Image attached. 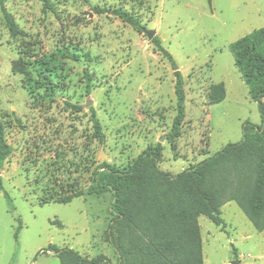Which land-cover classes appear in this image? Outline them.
Instances as JSON below:
<instances>
[{
	"label": "rangeland",
	"instance_id": "374dc122",
	"mask_svg": "<svg viewBox=\"0 0 264 264\" xmlns=\"http://www.w3.org/2000/svg\"><path fill=\"white\" fill-rule=\"evenodd\" d=\"M49 1L46 9L40 0H6L22 32L16 37L0 7V120L13 148L0 174V264H60L50 245L116 264L105 239L112 194H88L94 169L127 167L160 143L159 167L179 174L240 142L245 122L261 124L229 46L264 27V0ZM116 8L155 30L174 65L153 39L115 16ZM175 71L184 79L186 117L171 142ZM219 83L226 99L211 105ZM93 112L102 141L93 135ZM222 218L224 226L199 218L204 263L264 264V232L235 202L223 206Z\"/></svg>",
	"mask_w": 264,
	"mask_h": 264
},
{
	"label": "trees",
	"instance_id": "16d2710c",
	"mask_svg": "<svg viewBox=\"0 0 264 264\" xmlns=\"http://www.w3.org/2000/svg\"><path fill=\"white\" fill-rule=\"evenodd\" d=\"M40 1L46 9L50 7L49 0ZM5 2L0 0V7L11 36L16 37L22 32L14 16L5 8ZM95 10L97 13L104 11ZM112 13L143 33L145 28L141 21L129 11L116 8ZM152 41L174 65L172 54L164 48L160 38L155 36ZM229 48L252 100L259 105L262 123L245 122L240 142L227 144L179 174L159 167L164 151L160 143L144 149L127 167L103 163L95 168L88 194H112V218L105 239L117 255L116 264H205L199 218L205 216L217 226H224L222 208L230 202L239 206L258 232H264V27L231 43ZM72 57L79 59L78 55ZM85 73L91 81L88 69ZM42 77L51 83L49 76L43 74ZM175 77L177 114L169 134L171 142L182 136L186 117L183 75L175 71ZM225 99V85H213L210 104H219ZM92 121L94 138L104 140L94 112ZM12 152L5 123L0 120V168ZM0 190H3L1 178ZM5 195L11 203L8 194ZM71 199L73 196L63 198L60 203L67 204ZM21 227L22 224L19 229ZM47 250L60 264H112L103 254L90 259L68 247L50 245ZM234 254L238 256L236 250Z\"/></svg>",
	"mask_w": 264,
	"mask_h": 264
},
{
	"label": "water",
	"instance_id": "95a60500",
	"mask_svg": "<svg viewBox=\"0 0 264 264\" xmlns=\"http://www.w3.org/2000/svg\"><path fill=\"white\" fill-rule=\"evenodd\" d=\"M143 33L147 35V37L152 40L155 36H156V31L155 30H148V29H144L143 30ZM176 69H178V67H176ZM92 104V102L89 100L86 104L87 107H89L90 105ZM163 139V138H162ZM161 139V141H162ZM100 158L101 159H104L106 158V155L104 154V151H103V146L101 148V153H100ZM1 171L2 169L0 168V174H1ZM231 264H241L240 260L239 259H235L234 261H232Z\"/></svg>",
	"mask_w": 264,
	"mask_h": 264
}]
</instances>
